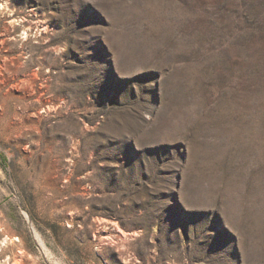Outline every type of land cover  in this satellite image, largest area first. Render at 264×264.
<instances>
[{
  "label": "rangeland",
  "instance_id": "rangeland-1",
  "mask_svg": "<svg viewBox=\"0 0 264 264\" xmlns=\"http://www.w3.org/2000/svg\"><path fill=\"white\" fill-rule=\"evenodd\" d=\"M0 264H264V0H0Z\"/></svg>",
  "mask_w": 264,
  "mask_h": 264
}]
</instances>
